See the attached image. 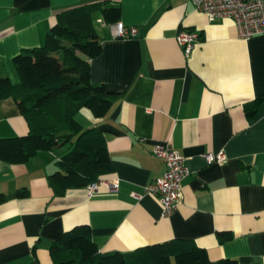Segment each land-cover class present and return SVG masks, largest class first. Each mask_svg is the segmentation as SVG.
<instances>
[{
	"label": "crops",
	"instance_id": "crops-1",
	"mask_svg": "<svg viewBox=\"0 0 264 264\" xmlns=\"http://www.w3.org/2000/svg\"><path fill=\"white\" fill-rule=\"evenodd\" d=\"M98 2L120 5L119 22L138 31L116 38L114 24L96 17L103 49L91 61V79L118 99L102 119L87 109L77 114L85 129L104 134L114 172L93 195L74 188L57 196L49 177L70 145L26 164L0 161V264H56L53 243L81 225L100 253L185 239L212 262L264 264V35L241 39L233 20L212 21L192 0H0L4 76L20 84L14 58L45 44L59 11ZM182 30L201 37L189 58L176 40ZM29 131L17 103L0 102V139ZM168 142L190 174L181 203L163 218L159 200L144 192L166 171L153 151ZM220 152L222 163L204 158ZM115 179L112 192L105 182ZM23 189L28 197L18 196Z\"/></svg>",
	"mask_w": 264,
	"mask_h": 264
},
{
	"label": "trees",
	"instance_id": "trees-1",
	"mask_svg": "<svg viewBox=\"0 0 264 264\" xmlns=\"http://www.w3.org/2000/svg\"><path fill=\"white\" fill-rule=\"evenodd\" d=\"M97 16L116 24L121 20V7L98 2L59 11L45 44L14 58L18 85L4 76L0 62V102L13 99L30 129L25 136L0 139V161L26 164L39 152L70 145L49 177L57 196L69 189L87 188L114 172L104 134L96 127L85 129L77 120L83 109L97 119L106 117L118 99L91 79V61L103 49L95 27ZM247 114L252 117L255 107ZM18 196L28 197L29 191L19 190ZM5 201L0 194V205ZM51 254L56 264H242L232 259L212 262L205 249L185 239L131 253H100L88 225L64 233L53 243Z\"/></svg>",
	"mask_w": 264,
	"mask_h": 264
},
{
	"label": "built area",
	"instance_id": "built-area-1",
	"mask_svg": "<svg viewBox=\"0 0 264 264\" xmlns=\"http://www.w3.org/2000/svg\"><path fill=\"white\" fill-rule=\"evenodd\" d=\"M192 2L197 11L206 14L212 21L226 18L233 20L241 39L264 35V0H192ZM112 28L116 38H135L138 35L136 28H127L122 22L114 24ZM176 40L185 56L189 58L201 37L197 32L182 30ZM153 153L156 158L165 162L166 171L147 187L144 193L159 200L162 217L168 218L183 199V181L190 174V170L186 159L170 142L157 145ZM204 158L208 164L222 163L226 160L224 152L207 154ZM100 182L87 187L90 195L97 193ZM105 183L112 192L119 188V181L116 179ZM134 197L139 199L140 195L134 194Z\"/></svg>",
	"mask_w": 264,
	"mask_h": 264
}]
</instances>
